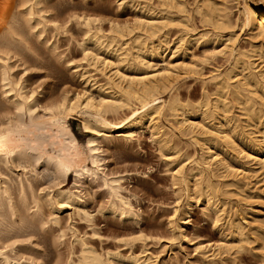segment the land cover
I'll use <instances>...</instances> for the list:
<instances>
[{
  "label": "bare ground",
  "instance_id": "1",
  "mask_svg": "<svg viewBox=\"0 0 264 264\" xmlns=\"http://www.w3.org/2000/svg\"><path fill=\"white\" fill-rule=\"evenodd\" d=\"M161 1L164 3V5L167 4L170 5L172 8L175 7L176 12L178 10L182 11V12L178 11V13L180 12L183 14L185 13V11L191 13L190 11H188L189 9L187 7L189 3L187 2L188 5H186L185 0H161ZM196 1L198 2V0ZM210 1L213 0H204L203 3H200L195 7L196 12H198V14L201 15L200 17H202V19L201 18L200 19L201 20L207 19L208 21L211 22L212 26L221 29L222 31L232 28L234 32L235 24L231 18L232 16L231 10L226 5L227 3L223 4V0H222L221 2L222 5L215 6V3L213 4ZM50 3L51 0H0V264H30L33 261L31 257L24 259L23 253L22 255L19 254L23 250L22 247H24L26 239H28V238L26 239L22 238L24 240H21L19 238L26 235L27 236L30 235L31 237V234L35 233L34 231L35 227L37 228L36 231L38 229H41L42 231H48L49 229H52L51 227L49 228L47 226L48 223L51 222L52 227L53 224L55 226H60L59 230L56 229L57 231H61L60 238L65 237L66 235L65 230L66 229L71 230L72 227L70 224L69 225L65 224L66 226L63 225V221L60 217L61 209L67 207L73 208L74 211H77L78 213L82 212V216H85V218L86 217L90 218L89 213L86 212V210H83L82 208L79 207V203L81 202V196L79 194L80 191L79 192H76L77 190L74 191L75 189H77V187L73 190V188L70 187L55 188L56 187L55 186L53 189L50 187L42 188L41 186V188L39 189L40 185L37 184V182L35 183L31 182V180L28 178L29 176L25 177V179H22L20 174L16 187H13L12 186L13 184L11 185V183L9 182L10 179L4 175L5 171L6 173H8L7 171H9L10 174H12L11 172L14 171L16 172L19 168H22L23 171H25L26 168L32 166L33 168L32 167L31 168L36 172L39 169H43L42 171L45 175L53 174L55 177L57 176L67 177L68 173L72 171L74 172L75 177L78 179V181H80V183L83 182L82 181L83 178H87V177H90L91 179H101L103 180L104 184L107 186L109 193L113 196L110 211L113 214H117L119 217L124 219H129V220L138 219L137 213L134 210V207L132 206L130 200H128L122 194L121 190L123 189V186L121 185V181H120L121 178L118 176L111 177L110 175L109 176L111 178H108L107 176L108 174L104 173V171L106 170L103 169L105 162L104 161L105 150L102 146L103 140L104 141L106 140V143L108 144L109 142L110 144L112 138L115 137L114 134H121L123 137L120 138L124 140L132 139V136L135 133V129L139 127H143L144 125H148L149 127H151L153 132L152 134L156 136L155 134L161 132L163 127L159 125L160 123L158 121L160 120L161 117L164 116L167 118H172L175 124L177 125V127L181 130V133L182 131L183 132L185 131L186 134L189 132L193 134L192 136L194 138L198 139L201 138V136H203L202 138L203 141L206 140V142L207 141L213 142L214 145H217L218 143H226L232 145L231 147H233L236 146L234 141L235 140L234 136L231 135V133L228 134L229 132H232L229 124L231 120L230 117H227L226 114L234 113L233 112L234 103H237L239 105L238 108L240 110L239 113L250 114V115L255 114L256 109L258 110L259 107V106L256 107L258 100L255 99L256 97H259V100L261 98L262 103L264 104V71L262 70L260 71L259 69H258L259 71H256V65H254L255 62L251 60V57L254 58L257 55L254 54L255 56L253 57V54L248 53V50L245 51L241 49L242 47L241 48L237 47L236 45L237 37L236 35H234V33L229 35L228 38L224 41L225 45L221 50L216 52V50L212 48L214 49L212 55L215 56V54L217 55L220 54L223 57H226L230 61V67L226 70L225 73L223 72L224 74L217 72V74H214L212 76L211 80L215 82V87H214L215 91L213 90L216 96V97L214 96L215 99L210 101L209 95L205 90V88L203 87L204 88L203 96L197 103L196 102L192 103L191 100L187 102H183L180 98L181 94L179 95V92H177L176 85L182 74L186 75L187 73L197 72V67H198L197 64L194 61L192 63H186L185 61L179 63V62H173L172 59H170L164 64V66L159 67L157 63L155 62L153 63L150 61L151 59L150 60L148 59V57L154 58L159 56L161 60H163V57H165L166 55L165 53L167 52V50L170 49V51L171 50L174 51V49L170 48V42H169L170 40H167L165 35L160 34L163 28L167 26H169L170 28V26H172L171 24L174 23L173 19L165 18V16L158 18V16L155 17L154 15L151 16L148 15V17L142 18L137 21L138 27L141 29L140 31H142V33L140 32L141 34L138 35L136 34L132 37H129L131 35H129L127 31L126 32L124 31L123 28L124 25L122 27L120 25H112L111 27L112 29H115L114 31L116 32V34L113 33L114 35L110 36L112 38L106 39V36L102 31V27L96 24V22L99 21L100 19L98 20L97 18H94L95 16L93 17L92 15L89 16V14L88 16L84 14L78 16L75 14V12L74 14H71L72 12H70L69 16L66 17L64 16L65 17L64 18L63 15L57 11V7L50 5ZM147 5L149 6V4ZM151 7L154 6L152 5ZM171 7L169 9L170 11H171ZM151 9L152 11L154 10L153 8ZM149 11L152 12L151 10ZM79 13H81V11ZM186 15L187 14H185L184 17H186ZM240 15L241 17H239L238 20H241L242 23L241 25L243 27L248 28V32L251 34L252 38L257 39V41L258 39L262 40L260 41L261 44L260 47L257 48L259 49L258 51H260L259 54L260 58H262V61L264 62L263 0H244V4L242 5ZM184 17L181 18V20L177 19L179 24H183V21L185 20L182 21V19H184ZM189 18L187 17L186 22L189 20ZM73 19L74 21L77 22L78 25L82 26L83 33L81 32V34L84 35V38L82 36L83 38V40H81L82 42L78 40L77 41L80 42L79 45L80 47H82L84 54L83 57L88 59L91 58L94 65L100 64L101 66H103V68L104 67L109 68L108 73L110 72V74L107 73L108 74L106 77L107 81L104 84L101 85L99 84L102 93L98 99L95 98L90 93L83 92V94L80 93H75L73 95L64 94L62 98L60 97L61 99L58 98L59 101L54 100V102H51L52 101L51 100L50 101L51 103L50 102L47 103L48 102L47 100L45 104H42L41 99L38 97L42 93V91H38L36 90V88L34 89H31L30 87H29L30 89L28 88L29 86L28 81L30 77L32 78L31 71L34 62H32V60L30 61L27 54H24L23 51L24 49H26L27 51L33 53L34 55L33 58L35 59L34 61L40 58L39 53L31 48L33 46H30V43L32 44V42H28V37H29L28 35L35 37L40 43L46 45L47 48L51 49L55 54V51L58 48L56 46L57 42H53L49 44L50 40L52 38H55V36L59 34L61 30H64L67 33H69L70 30L66 25V23L70 22ZM169 22H173V23L169 25ZM191 25L189 24V27ZM47 28L50 29V31H48ZM171 28H173V26ZM180 28L181 27H178V29ZM192 30L194 31L193 28ZM48 32H51L52 34L48 35L49 34ZM193 33L195 34V31ZM109 34L111 35L110 32ZM127 35L129 38L124 39ZM200 36L202 37L205 35H200ZM116 37L118 39H115ZM156 37L157 39H155ZM196 37L198 38V36ZM217 37L218 36H216V38ZM180 39H181L180 40L181 43L182 40H184V38L180 37ZM115 40H118V42L121 41L122 44L119 43L118 45V43H116ZM155 40H157V43ZM113 43H116L117 45V47L113 49L117 53L116 55L117 59H113V60H111L112 58L109 59L108 58L109 56L102 57L101 53H97V52L94 53L87 46L88 44H92V48L94 46L95 49L101 50L103 47L105 48L107 47V49L108 47L110 48V46L114 45ZM183 43H185V40ZM179 45L177 44V46ZM173 51H172V57L176 52ZM252 51L254 52V50ZM120 57L123 59H128L130 57L131 59H134V62L136 60V62H138L140 66L144 68V71L135 76H130V75L128 76L118 68L120 64L117 65V61L121 60ZM97 67H99V65ZM16 68L20 69L21 74L18 75L15 73ZM102 70L103 69H101V71ZM237 70L238 71L240 70V72H242L243 74H245L244 72L246 71L248 72V75L242 76L244 77V79L243 78L239 79L240 74L235 73ZM101 73L103 74V71ZM238 74L239 76L238 78H236ZM183 77L185 76L183 75ZM106 78H104V80ZM166 89L173 90V92L171 91L172 93L168 100L163 99L161 96L162 92ZM259 89L263 90L261 91L262 93L259 92ZM228 92H230L231 94L232 97L231 100L229 99L230 96L229 97L226 96ZM223 93H225V96L223 95ZM261 106L264 109V106L263 105ZM193 112H200L203 115L223 114L224 116L225 114L226 117L225 118L221 117L222 119L220 120L219 126L217 128H211L210 126L207 127V125L204 123L194 122L192 117L187 115ZM76 113H78V115L81 114L80 117L83 123V127L87 131L93 133V136H90L88 138L85 147L79 145L74 132L72 131L70 125L68 124L69 122H67L68 117L70 116L72 117V115H75ZM110 113L111 114L113 113L114 115L120 114V116L110 117L109 116ZM159 134L161 135V133ZM156 137L158 138V136ZM162 138L163 137H161L160 139ZM252 140L255 143L254 145H257L259 147L261 146L260 147L261 149H259L258 151L260 152L263 150L262 152L264 153V134L261 136H255L252 138ZM161 143H163L164 145L163 146L162 144H160L161 149L163 150V148L166 146L165 145L166 142L165 144L164 142ZM199 143L200 142H198V144ZM165 148H164L165 152L168 151L169 147L167 148V150ZM203 149L207 151L208 157L207 158L203 157L201 158V160H199L202 162V164L201 167L199 168L200 170L198 171H200L202 177L205 178L206 180L205 183L208 190L203 189L204 192L200 193L199 190L197 189L198 191H196V194L198 193V198L203 197L204 200L207 202L206 204L209 205L208 208L211 207L213 210L211 208L210 209L213 212L215 211L214 214H216L215 216L217 217L216 219L218 221L220 220L222 212L220 211L219 208H217L218 206L214 207L215 204H213V202L211 201L214 195H216L215 193H217L220 190L219 188H217L216 185L217 183L216 184L213 183V181L210 179L211 177H213L212 175L214 173V169L219 168L217 169L218 171L220 169H225V171L234 175L235 177H232V179L230 177L229 178L230 180L226 181L225 185L230 186L231 188L234 187L238 189L239 193L241 192L244 194L247 192L248 186H250L249 185L250 181L247 182L244 179V177H237V176H239L241 173H243V175L249 174L250 173L249 171H251L252 168L250 167L251 168L250 169L245 166H243V168H234L230 164L231 162L228 163L222 158H219L218 157L219 155H217L216 152L212 153L213 152L212 144H206V147H204ZM246 153L247 154L244 155V158H248L250 159V161L251 160L257 161L256 163L259 164L258 165L259 169L263 170L262 172H264V157L248 154V152ZM87 158H90L91 164L86 163ZM82 160L83 162L80 163ZM254 169L255 168H253V170ZM261 170L259 171L261 172ZM225 171L223 170V173ZM259 171L257 172V174L259 173ZM174 173L175 175L173 174V177L175 179L176 178L178 179V177L181 178V176L184 177V171L182 167L180 169H177V171L175 170ZM114 175L115 174H113V176ZM225 176L226 175H224V177ZM220 177H222V175H220ZM41 178H45V177L42 176ZM184 181H186L185 182L187 183L186 185L189 184V180L185 179ZM189 195L187 201H188V205H191L193 199ZM31 203L34 205V209L32 211H30ZM45 209L50 212L47 215V217L45 215L46 214ZM173 209H174L173 218H175L179 212V208H173ZM187 212H189V210ZM49 215L51 216L50 219L48 218L50 217ZM255 220L253 222H255ZM257 221H259L258 218ZM172 222L171 224H173ZM173 226L174 225L171 226L172 231H173ZM229 226L235 238L233 242L227 241L222 244H217L216 245V247H218L217 252H216L217 249L212 250L213 248L211 249L212 252H210L211 250L209 249L208 245L201 246V253L208 261L211 262L214 261L216 258H218V255L220 256L222 250L225 249L224 251L226 253L228 251L229 253L230 251H233L234 252L233 254H235L232 255L230 253V256H232L231 257L232 264H241L239 262L240 259H238L241 257V256L238 257L240 255V252L244 250L249 252L253 251V248L250 247L251 242H253L251 241L252 236L249 235L250 232H247L246 230L247 227H245L243 221L242 222L239 220L229 221ZM256 228L257 227H254L255 230ZM253 233L251 235H253ZM37 234L39 233L37 232ZM30 237L29 239H31ZM259 237H261L260 234ZM11 239L12 241H9ZM261 239H262V243L260 244L259 247L260 252L258 251L260 253V255L259 254L258 255L259 257H261V259L259 260L260 262L258 264H264V252H261V249L264 251L263 234ZM61 240L63 242V239ZM85 240L86 239H83L82 237H75L74 241H72L70 244L68 243L70 246H69V250L67 248V250L69 251L68 253L69 257L67 256L68 259L66 261L67 264H113L114 259L122 258V255L119 252L114 253L111 251L108 253L106 252L105 253L106 255H104L103 253L95 249L93 246H91V244L87 243ZM55 241L57 242V239ZM126 241L127 240H125V242ZM27 242L29 244H33L31 240H28ZM74 243L79 244L80 247L79 253L77 255L75 254V252L77 251L74 252ZM19 248L22 249L21 252H18ZM8 251L11 252L15 251L17 257L10 256L9 254L10 252ZM74 255L76 256V258L74 257ZM22 258L24 259L23 262L21 261ZM143 258H141L140 255H135V254L128 257V259L132 260L133 263L134 262L138 263V261ZM152 258L153 256L151 255L150 257L145 255L146 264H154L155 261L153 262L154 259L151 260ZM26 260L28 262H25Z\"/></svg>",
  "mask_w": 264,
  "mask_h": 264
},
{
  "label": "rangeland",
  "instance_id": "2",
  "mask_svg": "<svg viewBox=\"0 0 264 264\" xmlns=\"http://www.w3.org/2000/svg\"><path fill=\"white\" fill-rule=\"evenodd\" d=\"M52 1L53 0H51L50 5L54 7L56 6L57 11L61 13L63 17L69 16L70 12H72L71 14H74L75 12V14L78 16H81L83 14L88 16L89 14V16L92 15L93 17L95 16L94 18H97L98 20L100 19L99 21L96 22V24L102 27V31L105 34L106 39L112 38L110 36H113L114 35L113 33L116 34V32L114 31L115 29H112L111 27L112 25H120L121 27L124 25L123 26L124 31L125 32L127 31V33L131 35L129 37H132L136 34L138 35L142 33V31H140L141 29L138 27L137 21L142 18L148 17V15L149 16L154 15L155 17L158 16V18L165 16V18L173 19L174 23L169 22V25L173 23L171 24L173 28H171L172 26H170V28L169 26H167L163 28L160 32L161 35L166 36L167 40H170L169 41L170 48L176 51L173 57H172L173 50L170 51L169 49L165 53L166 55L165 57H163V60H161L159 56L154 58L148 57V59L149 60L151 59L150 61L153 63L154 62L157 63L159 67L164 66V64L170 59H172L173 62L180 63L182 61H185L186 63H192L194 61L197 64L198 67H197V72H195L196 74L195 73H187L188 75L182 74L176 85L177 92H179V95L181 94L180 98L183 102H187L191 100L192 103L195 102L197 103L203 96L204 88L209 95L210 101L215 99L216 97L214 94L215 82L211 80L212 76L214 74H217V72L224 74L226 70L230 67V61L226 57H223L220 54L218 55L215 54V56L212 54L214 49L216 50V52L221 50L225 45L224 41L228 38L229 35L233 33L237 37L236 38L237 47L239 48L242 47L241 49L245 51L248 50V53L253 54V57L257 55L254 58L251 57V60L255 62L254 65H256V71L259 70L264 71V67H263L264 62L262 61V58H260L259 55L260 51H258L259 49L257 48L260 47L261 45L260 41L262 40L258 39L257 41V39L252 38L251 34L248 32V28L243 27L241 25L242 24L241 20H238V18L241 17L240 11L242 9V5L244 4V0H223V4L227 3L226 5L231 10V14H232L231 18L235 24L234 32L232 28L222 31L221 29L212 26L211 22L208 21L207 19H205L206 21L201 20L202 17H200L201 15L198 14V12H196L195 7L200 3H203L204 0H198V2L196 0H188V1L185 0L186 5H188L187 2L189 3V5L187 6L189 10L188 9L187 10L190 11L191 13L185 11V13H183L184 15L180 13L182 11L178 9L177 10L180 11L179 12L180 14L178 13V11L176 12L175 7L174 9L170 5H167L166 3H165L166 5H164V3L161 0H160L161 2L159 0H150V1L149 0H54L53 2ZM210 2L213 4L215 3V6L222 5L221 3L222 0L220 1L213 0ZM147 4H149V6ZM152 5L154 7H151ZM170 7L172 12L169 10ZM151 8L154 9L153 10L154 12L152 11ZM148 9L151 10L152 12H150ZM80 11L82 14L79 13ZM167 11L170 12L168 13ZM185 14H187L188 16L186 15V17H184ZM183 17L184 19H182V21L183 20L185 21H183V24H179L178 20L179 19L181 20V18ZM187 17L190 18L186 22ZM188 23L190 25L192 24L190 26L191 28L189 27ZM66 25L68 26L70 32L67 33L66 31L61 30L60 31L61 33L59 32V34H57L55 38H52L49 43L51 44L53 42H57L56 46L60 48V49L57 48V50L55 51V54L57 55H55L51 49L47 48L46 45L40 43L35 37L31 35H28L29 36L28 42H32V44L30 43V46H33L31 48L39 53L40 58L34 61L35 59L33 58L34 56L33 53L27 51L26 49H24L23 51L24 54H27L29 60L30 61L32 60V62H34L31 71L32 78L30 77L28 81V85H29L28 88L29 87L31 89L36 88V90L42 91V93L38 96L41 99L42 104H45L47 100H48L47 103H49L51 100H52L51 102H54V100L59 101L58 98L60 97L62 98L64 94L67 95L68 94L73 95L75 93L83 94V92L90 93L91 95H93L95 98L98 99L102 93L99 84L100 85L104 84L107 81L106 78L107 75L110 74V72L108 73L109 68H105V67L103 68V66H101L100 64H98L99 67H97L98 65H94L91 58L88 59L83 57L84 56L83 50L82 47H80L79 45V43L82 42L81 40H83L84 38V35L81 34L82 26L78 25L77 22L74 21V19L71 20L70 22H67ZM178 27L181 28L178 29ZM48 28L47 30L50 31V29ZM192 28L194 29L195 34L193 33L194 31L192 30ZM190 29L192 32L190 31ZM109 32L111 33V35L109 34ZM48 33H49L48 35L52 34L51 32ZM200 35H205V36L201 37ZM194 36L195 37L198 36V38L197 37L195 38ZM216 36L218 37L216 38ZM129 37L127 35L124 39H127ZM180 37L184 38L185 43H183L184 40H182L181 42L182 44L180 43L181 40ZM115 39L118 38L116 37ZM155 39H157V37ZM77 40L80 42H78ZM155 41L157 43V40ZM189 41L192 43V45ZM115 42L118 43V45L119 43H121V41L118 42V40H115ZM116 43H113L115 46L114 45L110 46V48L108 47V49L107 47L106 48L103 47L101 50L95 49L94 46L92 48V44H88L87 46L94 53L96 52L101 53L102 57L109 56L108 58L109 59L112 58L111 60H113V59H117L116 57L117 53L113 50L115 47H117ZM176 43L178 45L180 43V45L177 46ZM252 50H254V52ZM123 58L120 57L121 60L117 61V65L120 64L118 68L123 73L127 74L128 76L129 75L135 76L144 71V68L141 67L140 64L136 62V60L134 62V59H131L130 57L128 59H123ZM101 69H103L102 70L103 74L106 73L105 74L106 76L101 73L102 72ZM240 70L239 71L237 70L238 72L237 71L235 72L240 74V76L238 74L236 78H238L239 76V79L242 78L244 79V77L242 76L248 75V72L245 71L244 72L245 74H243L242 72H240ZM15 73L18 75L21 74L20 69L16 68ZM183 75L185 77H183ZM104 78L106 79L104 80ZM100 80L103 82H101ZM171 91L173 92V90H169V89L164 90L161 95L162 98L168 100L171 96L172 93ZM261 91L263 90L259 89V92ZM223 95L225 96V93H223ZM226 96L228 97L230 96L229 99L231 100L232 97L230 92H228ZM255 99L256 100L258 99L256 107L259 106L258 110L256 109L255 114L250 115V114L239 113L240 110L238 109L239 105L237 103H234L233 105L234 113L226 114L227 117H230V120L232 122V123L229 122V124L231 131L233 133L229 132L228 134L231 133V135L234 136L235 139L234 141L236 145L233 146L234 149L233 147H231L232 145L226 143H218L217 145H214L213 142L210 141L206 142V140L203 141L202 139L203 136H201V138H198L199 139L198 140L197 138H194L192 136L193 135L192 133L188 132L186 134L185 131L184 132L182 131L181 133V130L177 127L173 119L164 116L161 117L160 120L158 121L160 123L159 125L161 127L163 126L162 130L160 128L161 132H159L161 133V135L159 133L158 134L160 136L158 134H155L156 136H158L159 139L163 137L160 140L156 136H154V134H152L153 133L152 129L148 125H144L143 127H139L135 129V133L132 136V139L124 140L120 138L123 137L121 134H114L115 137L112 138L110 144L108 141L107 144L106 140L105 141L103 140L102 146L105 150L104 153L105 168L103 167V169L106 170L104 171V173L108 174L107 175L108 178L117 177V176L121 178L120 181H121V185L123 186V189L121 190L122 194L128 200H130L138 216V219H134V220L131 219L132 221L129 219L121 218L117 214H113L110 211L113 196L109 193L107 186L104 184L103 180L101 179H91L90 177H87V178H83L82 180L83 182L80 183V181H78V179L75 177L74 172L72 171L68 173L67 177L65 176L55 177L53 174L45 175L42 171L43 169H39L36 172L35 170L32 169L33 168L32 166H29L30 168L29 167L26 168L25 171H23L22 168H19L16 172L15 171L11 172L12 174H10L9 171H7L8 173H6L5 171L4 175L10 179L9 182L11 183V185L13 184L12 185L13 187H16L19 174L22 179H25V177L29 176L28 178L31 180V182L33 183L37 182V184L40 185V186L38 185L39 189L41 188V186L42 188L50 187L53 189L55 186H56L55 188L70 187L73 188V190L77 187V189H75L74 191L76 190H77L76 192L80 191L79 194L81 196V202L79 203V207L82 208L83 210H86V212H88L90 215V218L86 217L88 219L87 220L85 216H82V212L78 213L77 211H74L73 208L67 207L61 209L60 217L63 221V225L70 224L72 227L71 230L68 229H66L67 231L65 230V234H66L65 237L60 238L61 231L56 230V229L59 230L60 226H55L53 224L52 227L51 222H49L50 225L48 223L47 226L49 228L51 227L53 230L49 229L48 231H42L41 229H38L36 231L37 228L35 227L34 230L35 233L31 234V237L30 235L29 236L26 235L19 238L21 240H24L22 238L25 239L28 238L26 239L25 242L26 245L24 244V247H22L23 250L21 248L18 249V252H21L22 250V252L19 254L22 255L23 253L24 259L31 257L33 261L31 260L32 262L30 264H53V263L67 264L66 261L69 257L68 256L69 255L68 250L70 246L69 244L72 241H74L75 237H82L83 239H86L85 241L87 243L91 244V246H93L95 249H97L99 252L103 253L104 255H106L105 254L106 252L108 253L111 251L114 253L115 252L121 253L122 258L114 259L113 264H146L145 255L149 257L150 255L153 256L151 260L154 259L153 260V262L155 261L154 264H230L232 262L231 260L232 256H230V253L232 255H235L233 254L234 253L233 251H230V253L228 251L226 253L224 249L222 250L220 256L218 255V258H216L214 261L211 262L208 261L202 255L201 246L208 245L210 250L212 248H213L212 250L214 249L216 250L218 248L216 247L217 244H222L227 241L233 242L235 238L231 232L229 221L239 220L241 222L243 221V224L245 225V227H247L246 229L247 232H250L249 235L252 236L251 241H253L250 244V247L253 248V251L251 252L245 250L241 251L242 253L240 252V255L238 256V257L241 256L240 258H238L240 259L239 262L241 264L243 263L258 264L260 262L259 260L261 259V257H259L260 255L259 247L260 244L262 243L261 237L262 234L264 235V175H263L264 172H262L263 170L259 169L258 166L259 164L256 163L257 161L254 160L250 161V159L244 158V155L247 154L246 152H248V154L264 157L263 155L264 153L262 152L263 150L260 152L258 151L259 149H261L260 148L261 146L259 147L257 145H254L255 143L252 140L253 137L261 136L264 134V119H263L264 109L261 106V105L264 106V104L262 103L261 98L260 100L259 97H256ZM187 115L192 117L194 122L204 123L207 125V127L210 126L211 128H217L219 126L220 120L226 117L225 114L224 116L223 114H219V115L216 114L217 116L215 114L203 115L200 112H193ZM80 116L81 114L78 115V113H76L75 115H72V117L71 116L68 117L67 122H69L68 124L70 125L72 131L74 132L79 145L85 147L88 138L90 136H93V133L87 131L83 127V123ZM109 116L117 117L120 116V114L114 115L113 113L112 114L110 113ZM161 142H164V144L166 142L165 144L166 148L165 147L164 148L167 150V148L169 147L168 151L165 152L164 148L163 150L161 149L160 144L163 145V143ZM198 142L200 143L198 144ZM206 144H212V151H213L212 153L216 152V154L219 155L218 156L219 158H222L228 163L231 162L230 164L234 168H243V166L247 168L250 167L252 168V169L250 168L251 171H249L250 172L249 174L243 175V173H241L242 176L241 174L237 176V177H244V179L247 182L250 181L249 184L250 186H248V190L244 194L241 192L239 193L238 189L234 187L231 188L230 186L225 185V182L230 180L229 179L230 177L231 179L232 177H235L234 175L228 173L227 171H225V169H220L221 171L217 170L219 168L214 169V173L212 175L213 177H211L210 179L213 181V183L215 184L217 183L216 184L217 188H219L221 191L218 189L219 191L215 193L216 195L213 194L214 197L211 199V201L213 202V204H215V206L214 205L213 206L214 207L218 206L217 208H219L220 211L222 212V213L220 212L222 218L220 217V220L218 221L216 219L217 217L215 216L216 214H214L215 211L213 212L212 211L213 209L211 207L210 208L212 210L208 208L209 205L206 204L207 202L204 200V198L203 197L198 198V193L196 194V191L198 190L200 193H202L204 192L203 189H207L205 183L206 180L204 177H202L200 171H198L200 170L199 168L201 167L202 164V162L199 160H201V158L203 157L204 158L208 157L207 151L203 149L204 147H206ZM82 162L83 160L80 163ZM90 162H91L90 158H87L86 163H90ZM181 167L183 168L184 171V177L181 176V178L178 177V179L177 178L175 179L173 177V174L175 175L174 173L175 170L177 171V169H180ZM253 168H255L254 169L255 171L259 169L261 170V172L258 170L259 173L257 174L258 171L255 172ZM223 170L227 174L225 172L223 173ZM113 174L115 175L113 176ZM214 174L215 175L219 174V175L215 176ZM220 175H222V177H220ZM224 175H226L225 176L226 178L224 177ZM252 175L254 176L256 175V176L254 177ZM42 176H44L45 178H41ZM183 178L184 180L185 179L189 180L188 185H186L187 183H185L186 181H184ZM188 195L191 196V198L193 199L191 205H188V201H187ZM192 196L195 198H193ZM30 205H31L30 211H32L34 209V205L32 203ZM173 208H179V212L175 218H173V213H174ZM187 209L189 210V212H187L188 211ZM45 212H46L45 215L47 217V215L50 212L46 209ZM48 218L50 219L51 216ZM257 218L259 221H257ZM254 220L255 222H253ZM171 222L173 224H171ZM247 222L250 224H248ZM251 222L254 225H252ZM172 225H174L173 231L171 230ZM251 227L253 229L254 227H257L258 229L256 228V230L254 229L255 230L254 231ZM37 232L39 234H37ZM251 232L252 233L254 232L253 235H251L252 234ZM259 234L261 235V237H259ZM29 237L31 239H29ZM56 239L57 242L55 241ZM61 239H63V242ZM28 240H31L34 245L29 244L27 242ZM125 240L127 241L125 242ZM9 241H12V239ZM79 250H80L79 244L74 243V252L77 251L75 252L76 255L79 253ZM212 250L210 252H212ZM217 251L218 249L216 250V252ZM8 252H10L9 253L10 256L17 257L15 251L12 252L8 251ZM261 252L264 251L261 249ZM134 254L140 255L141 258L143 257L144 258L140 259L141 261L139 260L138 263L137 262L133 263V261L128 259V257ZM74 257L76 258L75 255ZM23 258L21 259L22 262L24 261ZM25 262L28 261L26 260Z\"/></svg>",
  "mask_w": 264,
  "mask_h": 264
}]
</instances>
